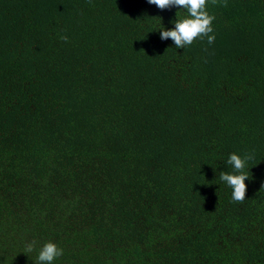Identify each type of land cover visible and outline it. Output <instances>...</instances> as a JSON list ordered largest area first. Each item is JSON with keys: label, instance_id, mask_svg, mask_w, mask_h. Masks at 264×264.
Segmentation results:
<instances>
[{"label": "trees", "instance_id": "16d2710c", "mask_svg": "<svg viewBox=\"0 0 264 264\" xmlns=\"http://www.w3.org/2000/svg\"><path fill=\"white\" fill-rule=\"evenodd\" d=\"M223 4L182 49L178 7L0 0V264H264V0Z\"/></svg>", "mask_w": 264, "mask_h": 264}, {"label": "clouds", "instance_id": "9594fccd", "mask_svg": "<svg viewBox=\"0 0 264 264\" xmlns=\"http://www.w3.org/2000/svg\"><path fill=\"white\" fill-rule=\"evenodd\" d=\"M149 4L157 6L159 9H170L178 7L187 10L188 15L181 19H176L173 23L175 27L171 30L162 28L160 30L161 40L171 39L176 48H185L194 43L197 39L207 38L209 44L214 43L215 35L213 33V21L215 16L209 14L207 5L209 0H147ZM218 0H211L216 5ZM223 6H227V0H224ZM177 15V14H176ZM60 39L67 42V36H61ZM254 159V156L245 153L243 157L236 153L229 155L227 163L232 166L233 172H221L219 179L232 189V200L243 203L246 199L247 185L249 179L245 168L248 161ZM264 187V186H262ZM35 242L26 245L25 251L30 253L34 250ZM63 255V249L55 243L49 241L39 250L37 264H52V262Z\"/></svg>", "mask_w": 264, "mask_h": 264}]
</instances>
